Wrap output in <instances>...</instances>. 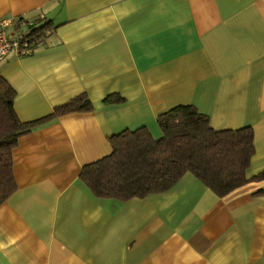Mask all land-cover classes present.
<instances>
[{"label":"crops","instance_id":"obj_1","mask_svg":"<svg viewBox=\"0 0 264 264\" xmlns=\"http://www.w3.org/2000/svg\"><path fill=\"white\" fill-rule=\"evenodd\" d=\"M52 27L0 75L23 121L81 93L66 113L18 137L16 188L0 205V264H264V180L217 196L184 173L169 189L95 198L84 165L109 138L192 105L215 130L250 126L247 177L264 170V0H0V18ZM117 94L118 103L104 102ZM261 193L254 195V192Z\"/></svg>","mask_w":264,"mask_h":264},{"label":"trees","instance_id":"obj_2","mask_svg":"<svg viewBox=\"0 0 264 264\" xmlns=\"http://www.w3.org/2000/svg\"><path fill=\"white\" fill-rule=\"evenodd\" d=\"M19 20L15 28H19ZM32 23L29 32L31 49L45 31L47 21ZM15 91L0 75V205L15 190L12 173V151L21 135L66 113L88 112L92 104L81 93L36 120L21 121L14 110ZM117 94L104 102L118 103ZM162 135L155 139L148 129L124 130L109 138L110 154L84 165L80 179L95 198L126 201L172 187L184 173H191L217 196L250 182L264 180V170L247 177L254 154L253 131L250 126L235 130H215L206 115L192 105H178L156 118ZM261 191L254 192V195Z\"/></svg>","mask_w":264,"mask_h":264},{"label":"built area","instance_id":"obj_3","mask_svg":"<svg viewBox=\"0 0 264 264\" xmlns=\"http://www.w3.org/2000/svg\"><path fill=\"white\" fill-rule=\"evenodd\" d=\"M40 17V20H43L42 16ZM17 20H19V28H15ZM31 25V22L21 18H0V61L12 50L18 54L32 50L29 32L24 31ZM49 32L50 30L45 31L46 34Z\"/></svg>","mask_w":264,"mask_h":264}]
</instances>
